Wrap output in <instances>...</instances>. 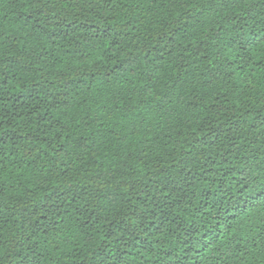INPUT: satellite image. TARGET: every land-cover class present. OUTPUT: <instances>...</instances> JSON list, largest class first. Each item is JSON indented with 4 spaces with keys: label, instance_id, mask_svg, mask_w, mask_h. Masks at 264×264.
<instances>
[{
    "label": "trees",
    "instance_id": "obj_1",
    "mask_svg": "<svg viewBox=\"0 0 264 264\" xmlns=\"http://www.w3.org/2000/svg\"><path fill=\"white\" fill-rule=\"evenodd\" d=\"M33 7L0 3L16 39L0 60V224L16 248L0 264H208L205 245L213 264H264V2ZM168 187L194 215L191 251L165 232L175 210L153 193ZM141 206L139 227L120 222ZM161 245L174 259H146Z\"/></svg>",
    "mask_w": 264,
    "mask_h": 264
},
{
    "label": "snow or ice",
    "instance_id": "obj_2",
    "mask_svg": "<svg viewBox=\"0 0 264 264\" xmlns=\"http://www.w3.org/2000/svg\"><path fill=\"white\" fill-rule=\"evenodd\" d=\"M2 2L3 0H0V3ZM23 2H26L29 5H35V7L32 8L33 11L39 10L42 12L43 5L47 3L48 0H23ZM250 2L254 3L255 0H250ZM262 2H264V0H262ZM15 43H16L15 36H13L12 33H8L7 35H5L3 27L0 26V60H3L5 59L6 56L10 55L12 51V46H14ZM37 55H39V53H37ZM125 156L131 159L128 153H125ZM239 175L241 177H245L246 174L243 170H241ZM247 183H248L247 179L241 180L242 185H246ZM120 187H131V185H128L127 182L123 184H119L117 187L111 190L113 196L115 195L116 192H119ZM192 187H194V185H192ZM103 193H104V189L103 187H101L100 193H99L101 199H105ZM155 196L166 197L165 200H162L159 203L153 200V203H157V208H160V205L163 204L165 207L169 208L170 214L173 210H175V215L172 216V219L170 221H168L167 216L165 217V220L168 221V228L170 229V231H168V229H165V232H168V235H171V236H175L177 234L183 236L184 240L181 243V247L187 248L188 251H191L193 243H199V238L197 237L194 241L192 240V236L194 235V233L189 231V229L194 228V225L191 223L190 220L188 222H185L183 219V216H191L194 219V215L190 211H187L184 208L178 207V205L171 203V201L176 196V191L171 187L164 188L163 191H160L159 189H157L153 193V197ZM185 196H187V193H185ZM153 197H149V199L152 200ZM129 199L131 198L129 197ZM113 203H115V201H113ZM104 207H105L104 205H101V212H103ZM160 210L163 211L162 208ZM143 211H150V209H147L146 206H141L135 212H132L130 209L126 210L124 211L123 219L120 222L124 223L125 226H128L129 224H135L139 227V224L137 222L147 219V217H144L142 215ZM97 223H99V218H97ZM259 223H260L261 232H264V216L260 217ZM161 227H163V224L161 225ZM2 229H3V225L0 224V259H2L3 256L6 254V247L8 244H11V248H8V251H12L16 248L15 243L5 239ZM141 231H143L142 228H141ZM127 234L135 235L132 232H129ZM164 234H165L164 232H161L160 235L156 237V239L163 240ZM259 235H260V232H257V236ZM173 248H175V245H172V248H164L161 245L160 251L157 254H155V257H153V254H149L146 257V259L151 260L155 258L156 260L163 261L165 259V256H168L169 259H174V255L172 252ZM204 248H205V252L207 253V255L206 256L202 255L201 258L207 260L208 264H213L212 259H211L213 253L208 251L209 249L208 245H205ZM58 250L59 249L57 248V251ZM196 251H197V254L200 255L199 249H196ZM185 255H187V253ZM57 259H59V257H57Z\"/></svg>",
    "mask_w": 264,
    "mask_h": 264
}]
</instances>
